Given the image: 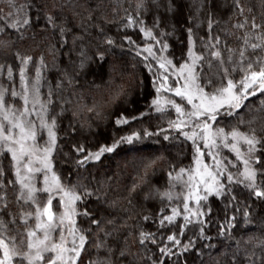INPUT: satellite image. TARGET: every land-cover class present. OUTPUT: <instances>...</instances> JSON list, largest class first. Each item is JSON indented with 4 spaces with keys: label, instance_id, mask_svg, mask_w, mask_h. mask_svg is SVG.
<instances>
[{
    "label": "snow or ice",
    "instance_id": "1",
    "mask_svg": "<svg viewBox=\"0 0 264 264\" xmlns=\"http://www.w3.org/2000/svg\"><path fill=\"white\" fill-rule=\"evenodd\" d=\"M0 264H264V0H0Z\"/></svg>",
    "mask_w": 264,
    "mask_h": 264
},
{
    "label": "trees",
    "instance_id": "2",
    "mask_svg": "<svg viewBox=\"0 0 264 264\" xmlns=\"http://www.w3.org/2000/svg\"><path fill=\"white\" fill-rule=\"evenodd\" d=\"M123 2H124L125 7H127V0H123ZM186 12H187V8L182 5L181 12L175 17V21L177 22L178 25H179V23L183 22ZM160 14L163 16L165 22H167L169 18L167 16H164L162 9L160 10ZM221 15L225 19L227 18V14L225 12H222ZM151 19H152V16L150 15L148 17L149 22L151 21ZM129 34L133 35L134 39H137L138 41L141 40V35L139 33H133L130 30ZM14 68H15V65H14ZM17 72H18V70H17ZM48 75H49V78H52L55 76V73H49ZM148 76H149L148 73H144L145 84H146V86L149 87V90H150V80L148 79ZM17 82H18V75H17ZM99 131L103 134V132H104L103 127H101V129ZM178 151H179V149H172L173 156H176ZM189 161H190V149H188L186 151V153L181 154L179 157H177V164L178 165H180V164L187 165L189 163ZM164 178H165V174L159 173L157 175V177L155 178V182L162 183ZM149 207H154V205H149Z\"/></svg>",
    "mask_w": 264,
    "mask_h": 264
}]
</instances>
